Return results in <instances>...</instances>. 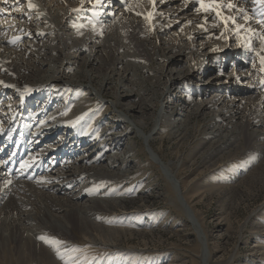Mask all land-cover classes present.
I'll return each instance as SVG.
<instances>
[{"label": "bare ground", "instance_id": "1", "mask_svg": "<svg viewBox=\"0 0 264 264\" xmlns=\"http://www.w3.org/2000/svg\"><path fill=\"white\" fill-rule=\"evenodd\" d=\"M87 1L0 0V252L13 251L8 264L71 263L69 243L62 242L74 226L84 241L116 246L128 231L114 226L115 220L129 222L138 214L126 210L125 192L118 186L137 169L132 142L122 144L133 133L161 168L201 243V261L208 264L206 235L184 199L183 187L149 141L160 119L176 129L192 105L193 114L210 116L203 138L215 142L216 151L248 135V128L251 143H264V0H216L220 17L201 9L200 0ZM222 17H233L235 23ZM122 25L138 27L140 42L159 67L150 77L160 81L161 96L148 134L138 127L151 109L139 74L142 60L121 43L115 61L113 50L112 61L102 65L108 75L100 91L110 89L108 76L115 85L112 100H98L109 107L108 117L92 124L89 102L72 103L74 108L78 103L76 110H68L59 94L60 85L80 86L74 74L85 61L73 59L76 43L95 49L117 39L113 32ZM44 36L51 42L45 43ZM29 48L35 49L34 58L27 55ZM11 71L18 75H9ZM185 88L188 93L177 99ZM122 98L128 99L118 108ZM144 187L141 195L146 198L156 193L153 181ZM80 196L84 200L79 202ZM102 210L110 220L98 217Z\"/></svg>", "mask_w": 264, "mask_h": 264}, {"label": "rangeland", "instance_id": "2", "mask_svg": "<svg viewBox=\"0 0 264 264\" xmlns=\"http://www.w3.org/2000/svg\"><path fill=\"white\" fill-rule=\"evenodd\" d=\"M118 30L117 34L113 32L118 35L115 37L117 39H109L108 43L95 49L89 48L84 42L76 43L72 57L75 60L83 59L85 66L78 72H75L76 68L71 71L75 72V80L80 86L74 89V85H60V98L68 104V110L72 109V103L89 102L88 111L93 110L90 114L92 124L100 116L108 117L109 107L99 105L98 100H112L115 85L114 78L108 76L110 89L100 91L99 84L108 75L102 65H105L106 60L112 61L113 56L110 55L113 50L115 61L116 46L121 43L127 46L129 54H135L142 60V73L139 74L144 77L145 84L142 89L147 91L146 103L151 109L138 127L148 134L154 128L161 96L160 81L150 77L153 75L152 71H157L159 67L155 59L147 55L140 42L138 27L122 25ZM46 36L41 39L45 43L51 42L50 37ZM34 52V48L26 51L31 58L35 57ZM50 53L46 54L47 58H51ZM40 72L41 67L38 76ZM9 75L18 73L11 71ZM69 77L71 78V74ZM49 88L50 86L44 87L45 90ZM91 90L100 92L102 96L98 98ZM182 92L180 89V97L184 95ZM60 98L58 97L59 102ZM127 99L122 98L117 107L121 108ZM20 100H24L23 94ZM77 104L73 107L74 110ZM191 107L192 105L187 108L190 111L186 114L188 116H184L183 122L176 129L170 130L169 125L172 123L162 122L160 119L159 130L149 141L150 146L163 162L170 165L183 187L184 199L190 204L206 235L208 264H264V143L258 146L251 143L253 141L250 140L249 133L252 128H248V135L243 134L226 149L216 151V143L203 138V135L207 137L208 130L204 133V124L210 116L193 114ZM24 116L25 114L19 115ZM129 135L122 144L126 141L132 142L135 151L132 162L137 169L133 172L134 176L118 186L124 189L123 204L126 210H137L138 214L131 215L133 219L129 222L123 217L115 220L114 226L121 229L125 227L128 232L114 247L84 241L74 226L70 238L62 242L69 243L70 247L66 250H71L72 255L68 259L71 263L66 264H203L201 243L184 211L176 202L161 168L152 162L140 136L133 133ZM147 181H153L156 190L150 198L141 195ZM79 198V202L84 200L83 196ZM98 217L111 219L107 210H102ZM12 252H0V264H8L13 259Z\"/></svg>", "mask_w": 264, "mask_h": 264}, {"label": "snow or ice", "instance_id": "3", "mask_svg": "<svg viewBox=\"0 0 264 264\" xmlns=\"http://www.w3.org/2000/svg\"><path fill=\"white\" fill-rule=\"evenodd\" d=\"M200 4H201V9H203L204 11H208V10H212L214 12H216V15L218 17L221 16V13L219 11V8L221 7L220 4H218L216 2V0H209V2L205 3V0H200ZM29 7H33V5L29 4ZM227 7L231 8L233 7V5L231 3H229L227 5ZM243 11V10H241ZM222 19L225 21V23H227L228 20H232L233 23H235V20L233 17H222ZM241 27V25H236V28L239 29ZM237 35H239V33H237ZM262 39V43H264V37L261 38ZM260 62L261 64H264V56L260 57ZM262 71H264V69H262ZM262 83H264V81H262ZM41 239H44V237H41Z\"/></svg>", "mask_w": 264, "mask_h": 264}, {"label": "built area", "instance_id": "4", "mask_svg": "<svg viewBox=\"0 0 264 264\" xmlns=\"http://www.w3.org/2000/svg\"><path fill=\"white\" fill-rule=\"evenodd\" d=\"M175 90H176V89H175ZM184 90H185V91H183L182 93H183L184 95H186V94L188 93V90H187V88H185ZM177 91H178V90H177ZM178 94H179V95H177V99H179V98H180V99H183V98H184L183 96L180 97L181 93H178ZM178 97H179V98H178Z\"/></svg>", "mask_w": 264, "mask_h": 264}]
</instances>
